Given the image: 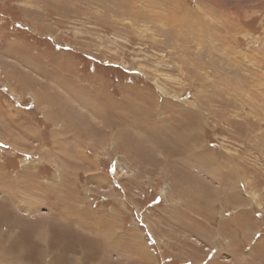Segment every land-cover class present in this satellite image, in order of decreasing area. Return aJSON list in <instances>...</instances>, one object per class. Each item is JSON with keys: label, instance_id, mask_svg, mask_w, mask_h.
<instances>
[{"label": "rangeland", "instance_id": "rangeland-1", "mask_svg": "<svg viewBox=\"0 0 264 264\" xmlns=\"http://www.w3.org/2000/svg\"><path fill=\"white\" fill-rule=\"evenodd\" d=\"M0 264H264V0H0Z\"/></svg>", "mask_w": 264, "mask_h": 264}]
</instances>
